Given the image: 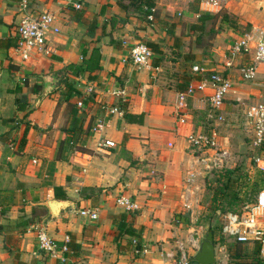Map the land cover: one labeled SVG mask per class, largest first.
Wrapping results in <instances>:
<instances>
[{
  "label": "crops",
  "instance_id": "obj_1",
  "mask_svg": "<svg viewBox=\"0 0 264 264\" xmlns=\"http://www.w3.org/2000/svg\"><path fill=\"white\" fill-rule=\"evenodd\" d=\"M128 1L28 0L29 12L54 14L52 28L58 31L47 32L48 53L33 52L24 60L15 50L19 0H0V264H170L181 249L191 258L201 237L197 227L205 223L199 216L208 209L203 200L210 197V172L195 161L188 135L217 128L228 167L238 161L232 127L246 131L252 149L243 110L246 103L264 102V65L252 80H243L240 68L252 62L254 50L231 57L229 47L247 32H264L260 8L226 0L222 8L235 15L237 26L222 23L206 47L191 25L199 14L216 10H203L200 0H143L144 6L153 3L152 21ZM124 39L154 42L159 50L149 64L138 66ZM194 65L205 71H194ZM212 70L232 82L218 110L226 119L219 126L209 118L211 82L183 103L177 98ZM114 89H123L124 96L112 94ZM70 103L84 130L98 118L105 124L81 135L78 145L87 150L67 162L56 153L61 129L71 127ZM113 106L122 112L109 113ZM105 139L114 145H100ZM192 169L187 208L181 195ZM121 195L134 203L132 210L117 203ZM52 200L65 204L54 213ZM82 209L96 210L98 217L82 216ZM128 227L139 236L125 232ZM39 228L59 244L71 237L77 249H40ZM234 244L227 240L230 264L232 258L257 264L231 257Z\"/></svg>",
  "mask_w": 264,
  "mask_h": 264
},
{
  "label": "built area",
  "instance_id": "obj_2",
  "mask_svg": "<svg viewBox=\"0 0 264 264\" xmlns=\"http://www.w3.org/2000/svg\"><path fill=\"white\" fill-rule=\"evenodd\" d=\"M226 0H200L203 10L217 11L221 9ZM79 7V5H75ZM19 7L22 11L18 22L15 25V34L17 37L15 50L20 54L22 59H27L31 53H48L47 48V32L51 29L58 31L56 27L52 28L54 14L50 11L29 12L28 0H19ZM154 7H150L147 19L152 21ZM123 44L129 45V57L135 65L144 66L149 64L152 57V50L143 41L137 40L128 43L127 40L122 41ZM254 50L251 63L240 68V75L243 80H252L257 72L259 64L264 65V32L251 31L234 40L229 47V54L235 57L242 53H249ZM228 61L226 65H230ZM194 71L203 72L205 69L198 65L192 66ZM211 82L214 86L213 94L209 97L211 112L209 118L213 119L215 125L219 126L225 122V116L218 110L224 103V98L232 88V82L224 77L216 70H212L204 79L190 84L185 90L177 93L179 103H183L187 96L196 90H203L207 83ZM92 88L89 86L86 92L89 93ZM112 94L124 96L123 89H114ZM77 107L81 108L82 100L76 102ZM109 113L122 112L117 106L110 107ZM243 117L247 126L252 131L251 147L253 149L252 168L261 172L263 178L262 186L253 194L249 195L245 203H241L239 209L235 211H227L224 213L223 222L214 237L216 249L215 263L230 264L227 240L234 243L251 244L255 246L258 257L263 260L264 264V102L246 103L243 110ZM180 121H184V115L180 116ZM105 121L98 118L91 128L92 132H97L104 126ZM218 130L213 127L209 131H195L188 135L189 144L195 149V161L200 163L203 170L214 171L218 168L225 167L229 153L222 148L218 142ZM100 145L113 146L114 141L105 139L99 142ZM196 171L192 169L185 178V187L181 195L182 205L191 207L192 201L189 198L191 191L190 185ZM194 192L193 189L191 191ZM117 203L125 207L126 210H132L134 203L124 196L117 199ZM82 216L95 219L98 217L96 210L82 209ZM38 246L40 249L55 254L57 251H68L66 241L59 244L55 239L47 234L43 228L36 231ZM133 242H136L133 240ZM181 249V248H180ZM142 250V247L137 251ZM170 264H189V257L182 252L178 258H175Z\"/></svg>",
  "mask_w": 264,
  "mask_h": 264
},
{
  "label": "trees",
  "instance_id": "obj_3",
  "mask_svg": "<svg viewBox=\"0 0 264 264\" xmlns=\"http://www.w3.org/2000/svg\"><path fill=\"white\" fill-rule=\"evenodd\" d=\"M121 1V0H120ZM137 5L136 8L141 10L144 15H148L150 7H153L152 2L146 3L144 6L143 0H129L128 5ZM227 24L231 27L237 26V20L235 15L230 14L227 12L226 9L221 8L214 13H201L199 14L197 21L191 25V28L195 31H198L197 38L200 44L203 46L208 47L214 38V35L219 30L221 25ZM146 44L150 47L152 52L158 51V45L154 42H146ZM72 69L71 67H67ZM74 71V70H73ZM70 124L71 127H63L61 129L62 136L60 140V144L57 149L56 158L58 160H63L70 162L73 158V155L76 151H86L87 149L83 146L78 145L80 136L87 135L90 132L91 127L87 129L82 128V117L78 114L77 107L74 103H70ZM21 107V106H18ZM214 174V175H213ZM261 177V181L259 185L255 188L248 189L247 193L244 196L240 195V189L238 190V186L243 182L244 184L246 181L250 180V176L245 174L241 167L233 166V167H221L214 171H210L209 175L207 176L208 182L207 187L210 185V175H213L211 182L214 184L212 187V193L210 195L209 207L208 211L211 213V216L215 215L217 211H225L227 212L229 209L224 210V205L227 204L229 207H232L235 203L240 207L241 203H245L249 195L255 193L263 184V178L261 172L258 171L257 173ZM209 188V187H208ZM243 189V188H242ZM239 191V192H238ZM243 192V190H242ZM235 201L233 204L232 201ZM236 209V210H237ZM230 211V210H229ZM119 217H124V215H118ZM211 218L209 217L208 229H211L213 232V236L217 233L220 226L218 225H211ZM207 222V221H206ZM130 235H135L136 237L139 236L131 227L124 229ZM66 246L69 249L75 250L77 249V244L75 241L70 237L69 240L66 242ZM241 243H235L232 251H237L236 254L231 253V257L234 258H249L251 261H255L257 264H263V260L258 257L256 249L251 251H247L240 247ZM231 264H247L249 262L246 261H239L237 262L233 258L230 259ZM199 264L195 260L189 258V264Z\"/></svg>",
  "mask_w": 264,
  "mask_h": 264
},
{
  "label": "rangeland",
  "instance_id": "obj_4",
  "mask_svg": "<svg viewBox=\"0 0 264 264\" xmlns=\"http://www.w3.org/2000/svg\"><path fill=\"white\" fill-rule=\"evenodd\" d=\"M246 3H250L252 4L253 7L255 8H260V12L262 17L264 18V0H245ZM264 22V21H263ZM246 25V24H245ZM244 25V26H245ZM248 24L244 27L246 30L248 29ZM246 131L241 130L237 127H232L231 131H230V143H231V148L233 149V151L235 152V154L238 157V161L235 164H232L231 167L233 166H239L241 167L242 171L247 175L250 176V180L246 181V183L244 184L243 182L238 186V190L240 189V195L244 196L247 191H249L248 189H252L255 188L259 185V182L261 181V177L257 174L258 171L254 170L252 168L253 166V159H252V149H249V142L247 141V137H246ZM214 175V174H213ZM213 175H210V185L208 186V194L211 195L212 193V187L214 186V184L211 182V179L213 178ZM243 188V189H242ZM243 190V192H242ZM239 192V191H238ZM210 197H207L206 199L203 200V202H207V207H209V200ZM233 204L235 203V201H232ZM237 203H235L232 207H229L227 204L224 205L225 209L224 210H232L235 211L238 208V205H236ZM206 209V207H205ZM228 210V211H229ZM225 211H217L215 215L211 216V213L207 210H204V212H202V216H199V220L204 221L205 223L201 224L198 223L197 225H200L199 227H197V229L200 232V236L206 231L208 230L209 227V217L211 218V225H218L221 226L222 222H223V216H224ZM207 221V222H206Z\"/></svg>",
  "mask_w": 264,
  "mask_h": 264
},
{
  "label": "water",
  "instance_id": "obj_5",
  "mask_svg": "<svg viewBox=\"0 0 264 264\" xmlns=\"http://www.w3.org/2000/svg\"><path fill=\"white\" fill-rule=\"evenodd\" d=\"M54 78L57 79L56 77ZM54 78L52 80H54ZM64 204V202H56L54 200L49 202V206L54 213H56L58 206H63ZM195 239H197V235H195ZM191 259L195 260L199 264H214L216 259L215 244L213 232L211 229L206 230L201 235L198 248L195 253L191 256Z\"/></svg>",
  "mask_w": 264,
  "mask_h": 264
}]
</instances>
